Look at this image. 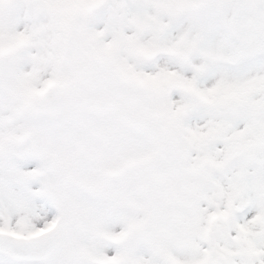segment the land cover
Segmentation results:
<instances>
[{
	"label": "snow or ice",
	"instance_id": "6c2138e0",
	"mask_svg": "<svg viewBox=\"0 0 264 264\" xmlns=\"http://www.w3.org/2000/svg\"><path fill=\"white\" fill-rule=\"evenodd\" d=\"M0 264H264V0H0Z\"/></svg>",
	"mask_w": 264,
	"mask_h": 264
}]
</instances>
